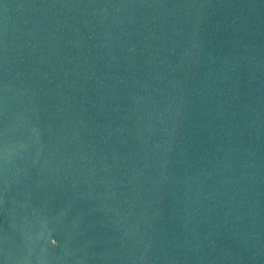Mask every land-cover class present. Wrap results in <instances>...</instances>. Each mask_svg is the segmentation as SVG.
Returning <instances> with one entry per match:
<instances>
[{
    "label": "water",
    "instance_id": "obj_1",
    "mask_svg": "<svg viewBox=\"0 0 264 264\" xmlns=\"http://www.w3.org/2000/svg\"><path fill=\"white\" fill-rule=\"evenodd\" d=\"M0 264H264V0H0Z\"/></svg>",
    "mask_w": 264,
    "mask_h": 264
}]
</instances>
